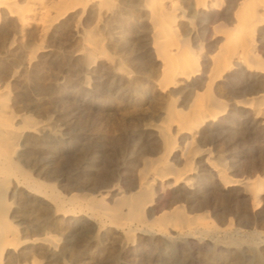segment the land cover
I'll use <instances>...</instances> for the list:
<instances>
[{
    "label": "bare ground",
    "instance_id": "6f19581e",
    "mask_svg": "<svg viewBox=\"0 0 264 264\" xmlns=\"http://www.w3.org/2000/svg\"><path fill=\"white\" fill-rule=\"evenodd\" d=\"M104 242L264 264V0H0V264Z\"/></svg>",
    "mask_w": 264,
    "mask_h": 264
},
{
    "label": "rangeland",
    "instance_id": "374dc122",
    "mask_svg": "<svg viewBox=\"0 0 264 264\" xmlns=\"http://www.w3.org/2000/svg\"><path fill=\"white\" fill-rule=\"evenodd\" d=\"M50 75L51 71L49 69H45L43 80L49 81L51 79ZM109 246L110 245L107 242H104L103 244L91 243L87 246L82 255H79L75 260H69L68 264H103L107 256L110 254Z\"/></svg>",
    "mask_w": 264,
    "mask_h": 264
}]
</instances>
